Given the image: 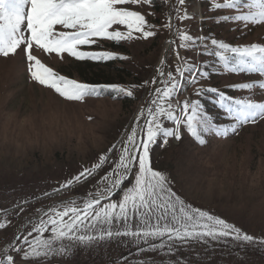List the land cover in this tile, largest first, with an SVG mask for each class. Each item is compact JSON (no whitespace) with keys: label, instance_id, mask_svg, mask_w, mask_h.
<instances>
[{"label":"snow or ice","instance_id":"obj_1","mask_svg":"<svg viewBox=\"0 0 264 264\" xmlns=\"http://www.w3.org/2000/svg\"><path fill=\"white\" fill-rule=\"evenodd\" d=\"M154 3L155 0H0V58L19 57L26 63V74L32 81L54 90L67 102H84L109 94L113 99L134 98L137 88L146 89L147 97L135 123L112 146L118 159L104 177V186L79 203L70 198L62 201L59 209L52 206L39 211L29 227L0 250V264H54L58 258H71L77 247L87 249L112 241L133 245L138 257L149 252L165 256L169 258L167 264H187L188 257L170 258L195 244L211 248L213 243H222L237 254L252 247L264 254V238L187 202L174 190L169 175L154 168L151 156L154 146L166 147L170 139L180 142L182 132L198 146H205L212 138L238 135L244 126L264 121V102L254 98L257 92L264 95V43L232 42L202 30L193 34L178 23L192 19L201 24L205 20L227 23L242 37L254 26L264 27V0H208L209 11L216 15L207 16L199 10L189 13L186 0H174L169 20L163 25L171 33L167 41L171 60L165 56L154 75L139 85L79 82L58 74L34 54V49H41L60 58L67 53L79 61L127 59L112 51L81 49L96 45L98 40L119 44L155 37L156 26L129 7ZM189 52L191 56L186 55ZM233 74H258L260 79L222 87L210 83L214 75ZM229 91H247L249 95L233 96ZM204 98H210L221 110L224 121L209 114ZM110 159L101 155L92 168H85L53 191H73ZM130 177L133 182L126 186ZM117 193L119 198H114ZM30 203L26 198L13 209H0V230L12 224L8 218L12 212H24ZM196 259H200L199 254ZM119 264L155 261L124 257Z\"/></svg>","mask_w":264,"mask_h":264},{"label":"rangeland","instance_id":"obj_2","mask_svg":"<svg viewBox=\"0 0 264 264\" xmlns=\"http://www.w3.org/2000/svg\"><path fill=\"white\" fill-rule=\"evenodd\" d=\"M173 2L174 0H155L153 5L129 6L130 10L140 11L156 26L158 34L155 37L119 44L98 40L96 45L82 46L81 49L112 51L118 57L125 56L127 59L79 61L67 53L60 58L55 53L49 54L41 49H34V54L58 74L79 82L119 83L125 87L139 85L152 77L160 61L169 56L167 41L171 38V33L163 25L169 20ZM186 7L189 13L199 10L206 16L216 15L209 11L208 0H186ZM178 23L182 28L190 29L193 34L202 30L205 34L224 37L232 42L264 43V27L260 26H254L241 37L227 23L205 20L201 24L198 19ZM186 55L191 56L192 53ZM0 60L9 61L0 69V104L7 111L13 109L26 113L38 102L46 101L52 95L75 112L74 126L80 123L91 126V131L85 138L74 137L70 143L47 151L37 149L17 154L13 150L11 155L0 160V209H13L26 198L31 201L30 205L25 206L24 212H12L8 217L12 224L0 230V250H3L14 241L19 232L29 227L39 211L52 206L59 209L61 202L70 198L79 203L89 193H95L104 186V177L112 171L118 159L112 146L124 138L125 130L135 123L134 118L145 105L147 97L146 89L137 88L134 90V98L113 99L109 94L99 98L90 97L84 102H67L54 90L32 81L30 74H26V63L20 62L19 57ZM257 79H260L258 74L214 75L210 83L222 87L227 83ZM229 94L249 95L247 91H229ZM254 98L258 102H264V95L258 92ZM203 102L216 120H225L221 110L210 98H204ZM89 116L92 120L88 119ZM101 155L110 156L111 159L94 177H86V182L73 191L62 190L63 194L53 191L85 168H92L99 162ZM151 156L154 168L169 175L174 190H178V194L187 202L226 218L248 234L264 238V121L244 126L238 135L212 138L205 146H198L182 132L180 142L170 139L166 147L154 146ZM132 182L130 177L125 185L130 186ZM45 192L53 194L45 197ZM119 196L120 193H117L114 198ZM197 254L200 259H196ZM238 255L244 258H238ZM124 257L132 261L151 258L155 264H167L169 259L151 252L138 257L133 245L112 241L87 249L77 247L71 258H58L54 264H119ZM178 257H188L187 264H264V254L260 251L247 247L246 251L237 254L236 250L222 243H213L211 248L203 244L190 245L187 250L179 251L170 259Z\"/></svg>","mask_w":264,"mask_h":264},{"label":"clouds","instance_id":"obj_3","mask_svg":"<svg viewBox=\"0 0 264 264\" xmlns=\"http://www.w3.org/2000/svg\"><path fill=\"white\" fill-rule=\"evenodd\" d=\"M9 61L0 60V69ZM75 112L56 97L49 95L26 113L7 111L0 104V160L11 155L37 149L51 150L70 143L76 138H85L91 126L83 123L73 125Z\"/></svg>","mask_w":264,"mask_h":264}]
</instances>
